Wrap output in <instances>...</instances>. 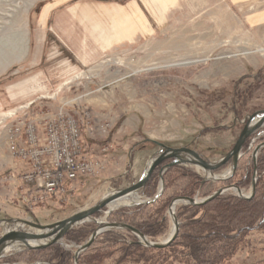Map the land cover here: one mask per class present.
Instances as JSON below:
<instances>
[{"label":"rangeland","instance_id":"1","mask_svg":"<svg viewBox=\"0 0 264 264\" xmlns=\"http://www.w3.org/2000/svg\"><path fill=\"white\" fill-rule=\"evenodd\" d=\"M19 78L25 79V87L34 88L29 97H44L34 98L27 112L15 111L0 119L8 154L30 165L24 173L5 169L2 175L0 169V182L9 186L0 201L20 208L15 214L0 210V219L52 223L90 208L109 192L137 180L158 148L146 138L189 143L210 161L219 160L233 147L247 115L264 109V0H0V81ZM44 83L51 92L38 88ZM59 108L75 120L80 157L96 162V171L66 181L64 194L45 195L32 205L42 190L25 181L34 163L9 150V127L33 121L44 142L48 128L43 118L55 116ZM262 142L264 126L247 138L238 160V165L253 167L251 179L241 187L232 184L249 198L255 194L250 196L252 181L258 179L264 147L255 160L253 153ZM120 154L124 158L119 159ZM180 166L202 177L193 196L199 200L230 186L223 184L225 179H205L201 168ZM230 171L229 163L215 174L223 177ZM160 173L161 169L151 181L156 184L154 196L161 185ZM173 182L167 191L171 195L186 183L185 178ZM138 193L140 203L154 197L147 196L145 187ZM226 195L238 193L227 189L221 196ZM182 205L187 204L176 208ZM124 207L130 206L116 207L109 214L98 212L95 217L110 221V214ZM165 214L167 219L160 220L163 228L154 241L165 240L172 231L168 208ZM84 223L97 226L93 220ZM15 226L20 224L3 222L0 236ZM119 230L127 241L130 234ZM57 244L72 249L74 255L75 246ZM23 250L20 246L5 252L0 264H54L48 257L51 250L8 261ZM261 259L264 230L252 232L249 245L227 260L249 264ZM66 264H75L74 256Z\"/></svg>","mask_w":264,"mask_h":264},{"label":"trees","instance_id":"2","mask_svg":"<svg viewBox=\"0 0 264 264\" xmlns=\"http://www.w3.org/2000/svg\"><path fill=\"white\" fill-rule=\"evenodd\" d=\"M170 160L163 161L146 183L147 196H154L156 184H151V181L155 173ZM258 170L256 190L252 198L219 195L205 204L177 207L180 228L177 237L168 246L147 247L140 244L128 230H125L130 234L126 241L121 239L124 237L121 230L110 228L97 235L92 245L79 254L78 264H231L227 259L238 248L249 245L251 233L264 230V156L259 160ZM252 171L253 167L240 162L233 175L222 182L224 185L236 184L241 187L251 179ZM163 177L164 190L159 197L114 211L109 216L110 221L129 224L155 240L163 228L160 220L167 219L165 213L171 200L175 196L193 197L202 182L198 173L186 172L185 167L180 165L168 168ZM182 178H185V185L175 194H168L171 180L175 183V180ZM94 229V224L83 223L69 230L64 237L67 242L83 243ZM48 250H51L49 260H53L54 264L73 261V250L65 249L57 243L44 248L23 250L16 257L8 258V261H16L21 254L34 256L35 253ZM249 264H264V259Z\"/></svg>","mask_w":264,"mask_h":264},{"label":"water","instance_id":"3","mask_svg":"<svg viewBox=\"0 0 264 264\" xmlns=\"http://www.w3.org/2000/svg\"><path fill=\"white\" fill-rule=\"evenodd\" d=\"M264 126V109L257 110L249 115L244 120V125L236 138V141L233 147L219 160L210 161L206 157H204L201 153L195 150L191 144L185 142H173V143H164L157 140H152L146 138V140L152 141L157 145V150L154 151L152 157L149 159L148 164L142 173V175L131 184L125 187H121L115 189L114 191L109 192L104 197H102L98 202H96L90 208L79 210L71 214L70 216L55 221L52 223L42 224L38 221H31L22 218H3L0 219V225L4 223H14L20 224V226H15L8 228L3 231L0 236V259L5 255V247L11 243H20L22 249H33V248H44L54 243H61L66 248L76 247V251L74 253L75 264H78V256L81 252L86 250L89 246L92 245L97 235L103 232L106 229H125L136 235L138 238V242L147 247L153 248H163L168 246L175 240L180 228V222L176 214V206L179 203L191 204V205H201L206 202L214 199L215 197L222 195L227 189H234L237 191L238 196L249 198L246 196L241 188L236 185H230L226 187H222L214 191L212 194L208 195L204 199H197L195 197L188 196H178L174 198L169 207L168 213L173 223L172 231L170 235L162 241H154L149 239L147 235L141 232L139 229L125 223L117 222V221H103L98 220L95 217V214L98 212H105L109 214L113 208H109V205L128 194L133 192H138L140 189L145 187L148 180L151 178L152 174L156 170V168L166 159H171L168 163L162 166L160 179L161 185L158 189L157 194L149 201H153L157 197L160 196L162 191L164 190V173L165 171L174 166V165H192L198 168H201L206 172L205 179L219 180V179H227L233 175L237 166L238 160L242 154L243 146L251 135H253L256 131ZM264 147V142L258 144L254 150L253 158L256 159L257 153L259 150ZM231 164V171L228 176H219L215 174V172L227 164ZM256 173V171L254 172ZM256 178H253L252 181V193L250 196L254 194L255 191ZM140 202L136 203L139 204ZM134 204V205H136ZM129 206V205H128ZM132 206V205H130ZM106 208V210H105ZM93 220L97 226L92 231L90 237L87 241L82 244L74 245V243H67L63 240L65 234L76 227L79 224H82L86 221ZM23 225H27L29 228L23 227ZM32 238L34 242H28L27 239ZM33 264H39V262H35Z\"/></svg>","mask_w":264,"mask_h":264},{"label":"built area","instance_id":"4","mask_svg":"<svg viewBox=\"0 0 264 264\" xmlns=\"http://www.w3.org/2000/svg\"><path fill=\"white\" fill-rule=\"evenodd\" d=\"M43 119L47 121L49 138L44 142H41L37 124L33 121L13 124L9 127L11 129L7 136L9 150L19 158H30L34 163L33 170L26 174L25 181L35 184L42 192L40 196H34L36 198L31 200L32 205L43 200L45 195L64 194L66 181L74 182L81 176L94 174L97 167L96 162L80 157V132L71 115L59 108L55 116L47 115ZM23 131L25 138L21 139Z\"/></svg>","mask_w":264,"mask_h":264},{"label":"crops","instance_id":"5","mask_svg":"<svg viewBox=\"0 0 264 264\" xmlns=\"http://www.w3.org/2000/svg\"><path fill=\"white\" fill-rule=\"evenodd\" d=\"M25 79L19 78L15 80H7V81H0V119L2 117H7L9 113L15 112L16 113H21V112H27L26 109H29L30 105L34 102V98H38L40 96L44 97V95H38L34 94L31 97L30 95V90L34 89L33 87H25L26 82L24 81ZM42 92H51L52 89L49 84L44 83L43 87L38 86ZM32 91V90H31ZM35 93H36V87H35ZM23 109V110H20ZM21 111V112H20ZM4 126L0 125V169L4 171L5 169L7 171H16L18 173H24L29 171L30 165L26 161H22L19 159H16L12 157L11 155L8 154V149H7V144L5 141L4 137ZM125 131V130H124ZM125 154L122 155L120 154L119 159L124 158ZM126 157H127V152H126ZM0 170V171H1ZM4 171L3 174L0 172L2 175H5ZM1 179V178H0ZM0 195L5 194L6 190H8V184H5V182H0ZM12 186V185H11ZM10 186V188H11ZM14 186V185H13ZM14 191L18 190L15 186ZM18 194V200L19 203L21 204L22 202L20 201V191L17 192ZM19 204V206H20ZM4 205L3 208L1 206ZM11 205L8 204V202L5 201V199L0 201V210L6 211L7 213H16L19 212L20 208H13ZM0 211V212H1Z\"/></svg>","mask_w":264,"mask_h":264},{"label":"bare ground","instance_id":"6","mask_svg":"<svg viewBox=\"0 0 264 264\" xmlns=\"http://www.w3.org/2000/svg\"><path fill=\"white\" fill-rule=\"evenodd\" d=\"M141 201V196L138 192H133L131 194H128V195H125L115 201H113L110 205H109V208H116V207H121V206H130V205H134L138 202ZM28 242H34V240L32 238H28L27 239ZM20 248V243H11V244H8L6 247H5V252H8L12 249H19Z\"/></svg>","mask_w":264,"mask_h":264}]
</instances>
